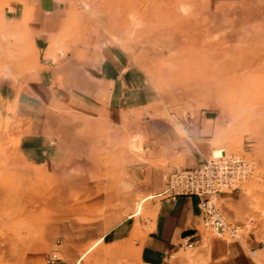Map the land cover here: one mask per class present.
Instances as JSON below:
<instances>
[{
    "label": "rangeland",
    "instance_id": "374dc122",
    "mask_svg": "<svg viewBox=\"0 0 264 264\" xmlns=\"http://www.w3.org/2000/svg\"><path fill=\"white\" fill-rule=\"evenodd\" d=\"M33 9L0 0V264L120 254L97 242L126 218L142 234L160 196L141 189V168L166 163L150 142L158 120L175 147H198L200 130L204 158L221 148L253 167L239 191L212 198L239 237L199 225L173 254L264 264V0H62L39 49ZM45 62L54 83L36 81ZM105 63L118 77L102 94L71 90L77 71Z\"/></svg>",
    "mask_w": 264,
    "mask_h": 264
},
{
    "label": "crops",
    "instance_id": "0c3cea01",
    "mask_svg": "<svg viewBox=\"0 0 264 264\" xmlns=\"http://www.w3.org/2000/svg\"><path fill=\"white\" fill-rule=\"evenodd\" d=\"M33 5V13L29 20L30 30L33 34V42L36 48L45 41L44 33L51 29L56 13L61 9L62 0H27ZM49 68L40 67L37 72L36 81L55 82L54 67L45 62ZM43 65V66H44ZM51 67L52 70H51ZM118 66L105 63L96 70H79L73 79L74 86L71 89L82 98H90L100 95L106 89L108 83L115 82ZM51 74V75H50ZM64 84L71 83L70 77L63 78ZM152 127L150 142L162 144L166 163L164 166H152L146 164L141 168L142 190L151 192L153 196H160L155 203L152 216L143 221V232L136 239L133 238V220L126 218L112 224L98 238L103 246H109L112 250H119L120 254H68L66 259L55 258L49 260L50 264H90L92 258L100 261L110 260L112 264H181L183 257L173 254L178 251L185 240H189L198 229L201 220L199 198L193 194H178L173 197L163 195L161 192L167 185L169 175L179 167H189L200 162L207 151L204 137H201L200 130L196 134L195 141L198 147L177 146L175 147L171 125L166 120L155 121ZM153 146V145H152ZM178 148V149H176ZM187 148V149H186ZM176 151L181 154L178 157ZM45 152V150H43ZM165 175V176H164ZM149 194L144 199L151 197ZM125 244H132L126 247ZM85 257H87L85 259ZM80 258V259H79ZM244 259V258H243ZM251 260L244 259L243 264ZM241 264V263H240Z\"/></svg>",
    "mask_w": 264,
    "mask_h": 264
},
{
    "label": "built area",
    "instance_id": "2783aa9c",
    "mask_svg": "<svg viewBox=\"0 0 264 264\" xmlns=\"http://www.w3.org/2000/svg\"><path fill=\"white\" fill-rule=\"evenodd\" d=\"M252 172L253 167L248 160L224 153L204 158L193 166L176 169L169 175L161 193L168 197L196 195L199 198L201 227L237 239L239 225L228 221L212 198L220 193L239 191Z\"/></svg>",
    "mask_w": 264,
    "mask_h": 264
},
{
    "label": "bare ground",
    "instance_id": "6f19581e",
    "mask_svg": "<svg viewBox=\"0 0 264 264\" xmlns=\"http://www.w3.org/2000/svg\"><path fill=\"white\" fill-rule=\"evenodd\" d=\"M222 154H224V150L221 149V148H216V149L213 150V155H214V156H219V155H222ZM140 210H141V202H139V203L137 204V206H136V208H135V211L133 212V214H130L129 217H130L131 215H134V214L139 213ZM81 256H82V255H81ZM79 259H80V258H79ZM76 264H78V261H77V260H76Z\"/></svg>",
    "mask_w": 264,
    "mask_h": 264
}]
</instances>
